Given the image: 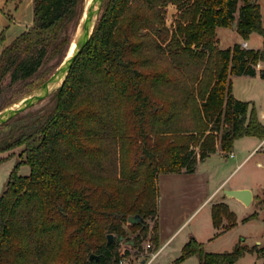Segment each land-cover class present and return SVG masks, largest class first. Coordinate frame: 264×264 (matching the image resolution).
Listing matches in <instances>:
<instances>
[{
	"label": "trees",
	"instance_id": "16d2710c",
	"mask_svg": "<svg viewBox=\"0 0 264 264\" xmlns=\"http://www.w3.org/2000/svg\"><path fill=\"white\" fill-rule=\"evenodd\" d=\"M32 1V24L0 52V97L7 85L45 69V79L25 94L57 68L85 0ZM238 1L103 0L61 86L0 125V153L20 147L0 195V264H121L127 251L118 238L127 235L129 215L145 218L128 226L138 231L133 246L147 236L157 245L159 173L192 172L240 137H264L255 106L232 93L231 76H253L264 62L260 5L242 0L236 18ZM169 5L176 9L170 25ZM234 21L243 39L261 35L262 47L220 48L216 28ZM23 163L27 175L17 172ZM211 218L221 232L236 224L224 202L212 205ZM254 250L264 259V247H248L244 238L230 251L206 252L191 237L176 261L196 254L199 264H237Z\"/></svg>",
	"mask_w": 264,
	"mask_h": 264
},
{
	"label": "rangeland",
	"instance_id": "374dc122",
	"mask_svg": "<svg viewBox=\"0 0 264 264\" xmlns=\"http://www.w3.org/2000/svg\"><path fill=\"white\" fill-rule=\"evenodd\" d=\"M257 1L261 5V13L263 14L264 20V0ZM243 3L244 2L242 0L238 1L237 8L235 10L236 18L239 16V8L243 5ZM18 6L21 9L19 8L17 13H15L14 8ZM6 8L11 9L8 11L14 14L15 19L18 22V24L10 22L11 27L8 32L10 37L15 38L25 30V25L27 23H30V25L32 24L33 3L32 0H5L3 6L0 7V11L4 13L9 20H11L12 16L8 14ZM175 11L176 9L174 6L169 5L167 7L165 15L166 24L170 25L172 23ZM77 27L78 24L72 32L69 48L74 42ZM227 32V36L225 37L222 35V31H219L220 40L218 45L220 48H225L238 39L236 34L232 35L233 33H231L229 29ZM3 34H5V29ZM257 36H259V34H253L252 40L250 41L251 45H255L256 42L258 43L259 40L256 39ZM54 62L55 59L49 61L46 68L51 67ZM44 70L45 69H42L35 77L28 79L25 83H12L7 85L2 91L0 106L9 100L21 97L25 91L31 89L45 79L42 75ZM46 99L47 97L32 107L42 104ZM19 152L20 147L7 151V153H11L13 156L0 162V195L8 181L10 171L18 161L17 155ZM4 154L5 153H0V156ZM257 159L261 160L262 166L256 165ZM17 172L20 175H27L29 173V166L24 163L20 164ZM242 176H246L250 185L254 188V191H258L264 198V151L257 152L254 157L248 160L240 169L229 175L227 184L232 183ZM187 178L188 177L185 173L161 172L159 174L157 177V216L159 215V220L161 222L162 235L165 239L170 236V239L155 255H153V253L157 251L158 246H153L151 244L149 236L141 238L139 246H130L126 243V240L131 238L133 239L138 234V231L131 232L128 228L130 224L126 222L124 226L126 228L127 235L123 241H119L120 247L127 251V253L122 256L123 263L121 264H199V258L196 254L190 255L181 261H176L182 253L183 245L191 237H195L192 233L197 230L199 232L198 238L196 237L195 239L203 244V249L206 252L230 251L240 238H244V243L248 247L254 246L256 240H260L262 243H258L255 246L264 247V199L261 198L260 201L258 200L256 203L254 202L250 207L243 205H240L237 208L233 207L232 211L235 213L236 224L232 228L226 230L223 235L209 242L207 239L213 236L211 235V221H208L209 219L206 213L207 207L197 209L200 205L202 195L198 194V192H193V189L195 188L187 185V182L185 181ZM253 212H257V216L255 218L244 222L242 221L243 218ZM146 221L149 224V231L151 232L153 220L148 219ZM227 224L228 220L223 219L222 225L225 226ZM142 259L144 260L143 263L140 262ZM263 262L264 259L261 257V253L254 250L246 252L243 256H241L238 259L237 264H263Z\"/></svg>",
	"mask_w": 264,
	"mask_h": 264
},
{
	"label": "crops",
	"instance_id": "0c3cea01",
	"mask_svg": "<svg viewBox=\"0 0 264 264\" xmlns=\"http://www.w3.org/2000/svg\"><path fill=\"white\" fill-rule=\"evenodd\" d=\"M21 1V0H19ZM5 0H0V7L3 6ZM33 3V1H32ZM260 5V3H259ZM19 6L14 8V12L17 13L19 10ZM7 9V12L10 16H12L11 20L8 19V17L0 11V33L4 31L5 29V40L3 42L0 41V52L4 45L8 44L14 37H10L9 35V29L11 27L10 22L13 24L18 22L15 19V16L12 12H9ZM21 9V8H20ZM261 10V5H260ZM262 14V13H261ZM262 22L264 25L263 20V14H262ZM15 26V25H14ZM30 26V23H27L25 25V29H27ZM5 27V28H4ZM222 29V30H219ZM228 29L233 33L232 35L236 34V37H238L237 40L233 41V43L229 46H232L234 43H240L246 42L247 48H261L262 43V36H257V40L261 41L258 43L256 42L255 45H251L250 41L252 40L253 34L258 33H251L248 39H243L235 30V27H217L216 28V36L219 44V31H222L223 36H227ZM256 40V41H257ZM219 46V45H218ZM228 47V46H227ZM264 68V62H259L256 66V74L253 76L248 75H236L231 76L232 81V93L233 95L240 100L249 101L251 102L258 113L259 120L264 124V78L261 77V70ZM264 141L263 138H258L256 136H243L238 139H236L233 143L232 152L233 156L230 157L228 155L229 152H224L217 149L216 152L211 153L208 155L203 161L198 162L196 168L192 172H185L180 171L178 173H185L187 175V179L185 181L187 182V185H190V187H194L193 192H198V194L202 195L199 208H206V213L208 217V221H211V235L213 237H209L207 240L211 242L213 239L220 237L225 233V231L221 232L222 229L215 228L212 223L211 218V207L214 203L217 202H224L226 203L229 208L232 210L233 207L237 208L240 205L250 207L253 205V203L256 201H260V199H264L258 191H254V188L250 185L248 179L246 176H242L238 178L237 180L233 181L230 184H227L229 175H231L234 171L240 169L248 160H250L257 152H260V150H257L259 144ZM5 153L4 155L0 156V160H6L10 158L8 155L9 153ZM0 161V162H1ZM257 166H262L261 160H256ZM160 174V173H159ZM158 174V176H159ZM191 175V176H188ZM196 177V178H195ZM6 185V184H5ZM212 186V187H210ZM197 187V188H196ZM5 188V186H4ZM225 189H249L252 192V199L249 205H244L242 202L237 200L233 197H228L225 195L224 190ZM244 219V218H243ZM242 221L244 222V220ZM157 227H158V239H157V246L158 249L156 252L153 253L155 255L170 239V236L165 239V237L162 235L161 230V222L159 220V215L157 216ZM221 232L219 235L216 236V233ZM198 230L193 231L194 238H198ZM201 240V239H200ZM258 243H262L260 240H256L255 245ZM143 259L140 260L141 263H143ZM146 264V263H145Z\"/></svg>",
	"mask_w": 264,
	"mask_h": 264
},
{
	"label": "water",
	"instance_id": "95a60500",
	"mask_svg": "<svg viewBox=\"0 0 264 264\" xmlns=\"http://www.w3.org/2000/svg\"><path fill=\"white\" fill-rule=\"evenodd\" d=\"M86 1L84 3L83 12L75 33L74 48L71 54L68 56V48L63 60L46 80L2 108L0 110V125L8 122L16 115L24 112L36 103L42 101L51 92L55 91L58 87L61 86L72 66L74 59L88 42L103 3V0H90L89 3L86 4ZM235 24L236 22L234 21L232 26H235ZM224 193L228 197L236 198L244 205H249L252 199V192L249 189H225ZM127 222L131 225L137 223L144 224L145 218L140 214H133L128 216ZM107 239L108 242H112L115 240L112 233L107 234ZM123 239V236H120L118 238L120 242L123 241ZM126 243L132 246L133 239L131 238L129 240H126ZM93 257H95L96 259L98 258L97 255L91 254L90 259H92Z\"/></svg>",
	"mask_w": 264,
	"mask_h": 264
},
{
	"label": "built area",
	"instance_id": "2783aa9c",
	"mask_svg": "<svg viewBox=\"0 0 264 264\" xmlns=\"http://www.w3.org/2000/svg\"><path fill=\"white\" fill-rule=\"evenodd\" d=\"M242 46L246 47V42H243ZM257 150L264 151V141L259 144ZM228 155L232 157L234 154L232 151H229ZM120 263H123V259H120Z\"/></svg>",
	"mask_w": 264,
	"mask_h": 264
},
{
	"label": "bare ground",
	"instance_id": "6f19581e",
	"mask_svg": "<svg viewBox=\"0 0 264 264\" xmlns=\"http://www.w3.org/2000/svg\"><path fill=\"white\" fill-rule=\"evenodd\" d=\"M90 0L86 1V4L89 3ZM74 48V42L72 43V45L70 46L69 50H68V56L71 54L72 50Z\"/></svg>",
	"mask_w": 264,
	"mask_h": 264
}]
</instances>
